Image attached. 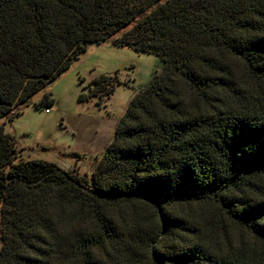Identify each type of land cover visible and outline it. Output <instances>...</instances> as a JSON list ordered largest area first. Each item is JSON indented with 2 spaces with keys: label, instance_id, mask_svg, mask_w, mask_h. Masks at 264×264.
Wrapping results in <instances>:
<instances>
[{
  "label": "trees",
  "instance_id": "obj_1",
  "mask_svg": "<svg viewBox=\"0 0 264 264\" xmlns=\"http://www.w3.org/2000/svg\"><path fill=\"white\" fill-rule=\"evenodd\" d=\"M124 28L163 67L90 180L0 125V264H264V0H0V118Z\"/></svg>",
  "mask_w": 264,
  "mask_h": 264
},
{
  "label": "rangeland",
  "instance_id": "obj_2",
  "mask_svg": "<svg viewBox=\"0 0 264 264\" xmlns=\"http://www.w3.org/2000/svg\"><path fill=\"white\" fill-rule=\"evenodd\" d=\"M126 29L101 43H87L53 83L30 98L21 115L11 121L0 118V125L15 139L19 158L53 162L91 179L97 159L112 139L129 101L163 67L153 52L114 43ZM100 75L117 77L111 92L79 100ZM48 91L53 101L37 107ZM229 230L233 237L250 241L246 233Z\"/></svg>",
  "mask_w": 264,
  "mask_h": 264
}]
</instances>
